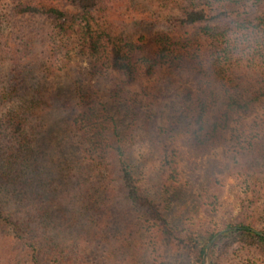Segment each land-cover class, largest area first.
<instances>
[{
	"label": "trees",
	"instance_id": "trees-1",
	"mask_svg": "<svg viewBox=\"0 0 264 264\" xmlns=\"http://www.w3.org/2000/svg\"><path fill=\"white\" fill-rule=\"evenodd\" d=\"M76 58L117 76L104 99L49 88ZM179 137L238 171L235 229L208 252L171 207ZM262 214L264 0H0V264L264 263Z\"/></svg>",
	"mask_w": 264,
	"mask_h": 264
},
{
	"label": "rangeland",
	"instance_id": "rangeland-1",
	"mask_svg": "<svg viewBox=\"0 0 264 264\" xmlns=\"http://www.w3.org/2000/svg\"><path fill=\"white\" fill-rule=\"evenodd\" d=\"M253 74L249 73L243 76L244 87H254L255 75ZM95 79H90L86 59L76 58L72 60L64 73H58L47 82V85H49L52 92L57 90V88L62 89L61 98H64L69 93L72 94L71 88L73 84L86 83L93 87L96 95L104 99L115 85L117 76L110 72H104L103 76ZM217 111L218 108L213 107L209 118H212ZM211 123L212 121L209 119L208 124ZM177 146L179 152V181L175 193L176 197L171 207L176 214L187 210L188 220L187 222L184 221L183 225L192 229L202 239L208 240L212 234L207 242L208 245L210 240L219 232L224 230L230 232L235 229L229 228L230 226H234V222L229 219L232 216L237 217L241 209L238 200L239 190L241 189L238 171L232 155L230 158L226 148H224L225 154H223V146H217L213 152L200 153L190 149L181 140V137H179ZM140 153L144 156V170L150 177L155 165L154 158L148 155L147 150L144 148L141 149ZM212 194L215 195L212 196ZM191 195L195 196L193 197L194 199L190 198ZM207 195L210 197L206 198ZM260 208L259 206L256 209L260 210ZM193 209L195 210L193 211ZM259 216L260 212H256L255 219L259 218ZM261 217L260 223L255 227L256 229H253L256 232H259L261 227L264 226V214ZM247 223H250V221H247ZM208 249L209 247L207 248V252ZM166 256L168 257L167 260H170L171 253L168 252ZM96 257V253L95 255H91L93 260ZM205 262L209 264L207 258ZM218 264L264 263L256 251H248L247 249L235 247L225 254V256L223 255Z\"/></svg>",
	"mask_w": 264,
	"mask_h": 264
},
{
	"label": "water",
	"instance_id": "water-1",
	"mask_svg": "<svg viewBox=\"0 0 264 264\" xmlns=\"http://www.w3.org/2000/svg\"><path fill=\"white\" fill-rule=\"evenodd\" d=\"M228 230H224L222 232H219L213 239L210 240L209 244L207 245V248L215 242L216 239H218L223 233L227 232ZM254 231V230H253ZM255 233H257L256 231H254ZM207 248L205 250V252H207ZM204 264H207V262H205Z\"/></svg>",
	"mask_w": 264,
	"mask_h": 264
}]
</instances>
